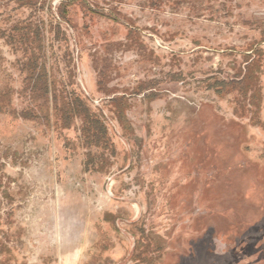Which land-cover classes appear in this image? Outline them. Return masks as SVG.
<instances>
[{
  "label": "rangeland",
  "instance_id": "1",
  "mask_svg": "<svg viewBox=\"0 0 264 264\" xmlns=\"http://www.w3.org/2000/svg\"><path fill=\"white\" fill-rule=\"evenodd\" d=\"M25 20L101 146L20 115ZM5 85L0 264H264V0H0Z\"/></svg>",
  "mask_w": 264,
  "mask_h": 264
},
{
  "label": "trees",
  "instance_id": "2",
  "mask_svg": "<svg viewBox=\"0 0 264 264\" xmlns=\"http://www.w3.org/2000/svg\"><path fill=\"white\" fill-rule=\"evenodd\" d=\"M44 25V22L18 21L3 32L7 45L22 54L21 59L16 60L23 76L22 86L17 90L24 103L20 115L26 119H42L55 124L57 129H69L81 120L83 135L93 139L90 144L101 146L103 138L107 140L101 115L67 86L57 85L55 69L48 63ZM14 92L9 85L0 89V112L11 106Z\"/></svg>",
  "mask_w": 264,
  "mask_h": 264
}]
</instances>
